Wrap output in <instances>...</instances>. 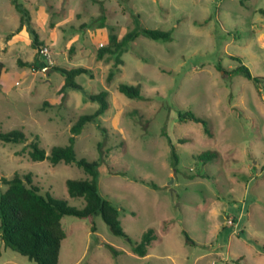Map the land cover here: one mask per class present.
Segmentation results:
<instances>
[{
  "label": "rangeland",
  "instance_id": "1",
  "mask_svg": "<svg viewBox=\"0 0 264 264\" xmlns=\"http://www.w3.org/2000/svg\"><path fill=\"white\" fill-rule=\"evenodd\" d=\"M17 1L51 64L18 66L19 59L44 61L24 42L4 56L0 132L20 130L25 142H0V193L1 179L17 174L27 183L28 176L41 195L81 209L65 181L88 176L74 164L30 160L27 144L37 141L46 154L66 145L78 116L98 107L88 96L107 93V109L83 127L73 149L77 159L98 161L99 191L120 208L127 237L114 235L99 215L64 216L58 264H264V0ZM10 5L0 0V45L17 23ZM136 17L171 38L138 36L107 82L113 59L96 53ZM240 64L259 78L257 86L233 73ZM53 67L88 72L74 79L80 89L61 91L64 79ZM119 83L138 85L140 97H125ZM184 112L203 119L210 135L179 121ZM205 151L218 156L197 160ZM150 227L156 238L137 256L131 246ZM0 264L34 263L0 240Z\"/></svg>",
  "mask_w": 264,
  "mask_h": 264
},
{
  "label": "trees",
  "instance_id": "2",
  "mask_svg": "<svg viewBox=\"0 0 264 264\" xmlns=\"http://www.w3.org/2000/svg\"><path fill=\"white\" fill-rule=\"evenodd\" d=\"M13 8L19 14V26L25 27L31 36V46L37 50L42 43L38 35L31 26L30 16L26 8L17 0H10ZM136 17L134 27L126 32L121 38L113 33L107 37V44L98 49L96 58L102 59L108 55L113 59L111 68L106 76V81L110 82L113 76L118 72L122 64L121 55L126 52L128 45L138 36L142 35L151 40L167 41L171 38L170 31H161L158 29L143 28L140 26ZM18 66H32L39 69L40 66L47 68L46 64L34 58L27 63L20 59L17 60ZM3 70V64L0 62V75ZM63 76V85L61 91L65 89H80L74 79L80 74L88 71L84 68L62 69L53 67ZM234 74L242 75L251 80L255 86L259 83V78L251 76L248 69L241 65L233 71ZM119 93L129 99H138L140 97V88L138 85H129L119 83L116 86ZM106 91H100L97 94L89 95L91 101H96L98 107L90 114L78 116L75 122L69 128V137L64 146H53L46 154L38 146L37 141L27 144L28 156L32 161H48L51 165L64 163L65 165L74 164L81 168L88 176L87 179H67L65 181L66 191L70 198L82 199L83 207L77 209L71 207L66 201L50 196V194L41 195L39 189L31 185L28 176H25L27 183H24L19 175L14 174L10 179H1L6 185V189L0 193V240L4 247H8L19 255L27 258L34 264H58V255L61 241L65 238V232L61 226V219L64 216H71L78 219L90 218L99 215L110 231L121 237H127L123 232L119 222L120 208L112 204L107 198L101 195L98 187L97 167L98 161H87L84 158L77 159L73 149L75 138L83 127L94 123L107 109ZM179 121H192L200 124L204 134L210 135L206 122L196 117L191 112L178 113ZM0 142L20 144L25 142V135L20 130H9L0 132ZM101 145L98 143V150ZM218 156L217 152L205 151L197 155V160L207 163ZM177 157L172 151L171 166L175 167ZM137 180V179H136ZM138 182L145 183L141 180ZM149 184L150 183H145ZM156 236L153 228H147L141 235L138 242L131 246V251L137 256H145L148 246ZM112 249V247H109ZM115 252V251H113Z\"/></svg>",
  "mask_w": 264,
  "mask_h": 264
},
{
  "label": "crops",
  "instance_id": "3",
  "mask_svg": "<svg viewBox=\"0 0 264 264\" xmlns=\"http://www.w3.org/2000/svg\"><path fill=\"white\" fill-rule=\"evenodd\" d=\"M10 6L13 8L12 4ZM19 17H20L19 14H18V17H14L17 20L16 25L13 27V29L8 34L2 36V43L0 45V62L3 64V70H2L1 75H0V83L1 84H2V79H1L2 73L5 69L4 56L7 53V51L11 50V49L13 50V48L19 47V44L21 42H24L26 44L31 43V41L29 39V35H28L24 26L21 27L19 30H17V28L19 26ZM39 41L43 42L41 40H39Z\"/></svg>",
  "mask_w": 264,
  "mask_h": 264
},
{
  "label": "built area",
  "instance_id": "4",
  "mask_svg": "<svg viewBox=\"0 0 264 264\" xmlns=\"http://www.w3.org/2000/svg\"><path fill=\"white\" fill-rule=\"evenodd\" d=\"M38 54L40 57L43 58V62L45 64H51V60L49 58V51L48 48L46 46H41L38 48Z\"/></svg>",
  "mask_w": 264,
  "mask_h": 264
}]
</instances>
